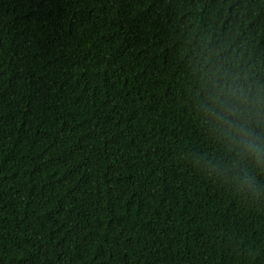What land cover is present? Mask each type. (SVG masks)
Returning a JSON list of instances; mask_svg holds the SVG:
<instances>
[{
  "label": "trees",
  "instance_id": "trees-1",
  "mask_svg": "<svg viewBox=\"0 0 264 264\" xmlns=\"http://www.w3.org/2000/svg\"><path fill=\"white\" fill-rule=\"evenodd\" d=\"M261 97L264 0H0V264H264Z\"/></svg>",
  "mask_w": 264,
  "mask_h": 264
},
{
  "label": "clouds",
  "instance_id": "clouds-1",
  "mask_svg": "<svg viewBox=\"0 0 264 264\" xmlns=\"http://www.w3.org/2000/svg\"><path fill=\"white\" fill-rule=\"evenodd\" d=\"M228 93L230 96L235 97L239 100V103L243 104L247 102V95L243 89H231L229 88ZM258 104H264V97L257 100ZM217 110L214 115L222 123L228 125V129L232 130L233 133L239 137V143L242 151L254 161L256 165H264V139L254 136L249 132L243 124H233L229 119V116L239 114L235 112V105L229 104L225 101L216 100Z\"/></svg>",
  "mask_w": 264,
  "mask_h": 264
}]
</instances>
